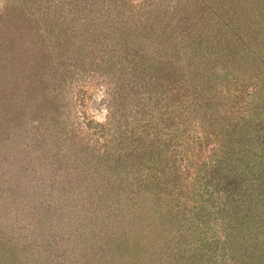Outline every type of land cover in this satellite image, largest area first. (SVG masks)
I'll return each instance as SVG.
<instances>
[{
    "label": "rangeland",
    "instance_id": "rangeland-1",
    "mask_svg": "<svg viewBox=\"0 0 264 264\" xmlns=\"http://www.w3.org/2000/svg\"><path fill=\"white\" fill-rule=\"evenodd\" d=\"M3 14H19L24 24L22 29H11V34L20 36L17 43L10 41V34L0 39V55L4 54L0 59V92L1 85L23 82L25 77L19 73L30 74V66H38V50L48 55L44 69L35 77L49 82L48 98L59 105L54 111L38 113L36 99L26 100L28 96L22 93L13 96L12 101H18L19 107L11 111L9 107L14 102L8 103L0 93V264H200L196 261L199 257H203L204 264H242L241 250L246 244H264V226L259 228L264 220L261 191L251 197L247 194L245 207L240 208H246L247 220L260 212L256 225L250 221L240 223L241 219L229 213L223 215L225 209L218 213L219 207L205 205L206 198L201 194L188 199L178 195L177 190L165 193L167 179L160 172L157 157L161 155L157 149L167 145L177 149V131L183 129L193 144L210 129V123L203 116L207 110L199 115L203 107H191L197 109L199 117L185 126L177 125L174 106L165 108L164 102L151 105L155 99L152 96L164 91L158 85L157 72L162 61L178 62L188 76L187 88L194 95L195 88L204 84V79L199 78L206 74L201 61L218 67L227 62L228 70L237 68L231 73L248 77V84L254 81L263 86L264 0H0V15ZM5 23L1 19L3 32ZM140 23L145 32L138 28ZM177 25L188 27L190 33L180 35ZM201 38L209 42L205 50L198 45ZM20 45L25 47L20 49ZM98 49L103 53L98 54ZM106 54L110 59L103 60L101 56ZM14 56L32 64L14 70ZM93 56L95 60L91 62ZM225 77V83L235 82L234 75ZM70 78L75 82L70 83ZM31 81L21 83L22 88ZM107 86L118 91L117 108L113 110L117 115L115 124L107 120ZM128 92L136 101L124 104L122 94L127 98ZM139 96L144 102L138 101ZM198 98L188 103L197 104L201 97ZM144 104L149 106L144 109L149 110L147 119L156 121L158 130H153L154 137L146 134L141 151L128 146L134 127L132 119L124 115L131 117ZM14 113L25 122L19 123ZM84 115L105 124L98 128L107 131L98 135L89 122L79 130ZM83 142L87 153L80 155L82 149L74 146ZM102 154L107 157H94ZM257 162L264 166V158ZM180 165L186 168L184 158ZM213 166L215 163L210 165ZM113 170L122 171L120 178H127L129 191L138 197L131 200L123 196L124 207L119 210L128 211L119 214L127 215L121 217L122 222L106 227L97 224L101 222L98 215L115 207L103 203L90 207L94 198L110 204L106 192L115 189L108 177H113ZM100 184L105 185L104 191L96 187ZM194 188L198 190L197 183ZM219 200L217 204L223 203ZM182 203L189 204L184 211ZM207 206L217 213L209 217ZM201 210L206 212L199 216L210 220L206 225L196 218ZM88 214L91 223L84 220ZM84 226L88 227L83 230ZM112 234L117 237L109 239ZM115 240L113 246H108ZM103 248H113L112 254L97 251Z\"/></svg>",
    "mask_w": 264,
    "mask_h": 264
},
{
    "label": "trees",
    "instance_id": "trees-1",
    "mask_svg": "<svg viewBox=\"0 0 264 264\" xmlns=\"http://www.w3.org/2000/svg\"><path fill=\"white\" fill-rule=\"evenodd\" d=\"M1 19H3V21L5 20L6 23L4 25V32L0 30V39H2V37L6 35L9 36L10 34L11 35L10 41H12V43H17L20 36L11 34L12 31L11 29L14 28L15 26L18 27V30L19 28L22 29V26L24 24L23 20L20 18L19 14L18 16L12 14L10 17H5V15L3 14L0 15V21ZM140 22H142V20ZM126 23L128 24L130 22L126 21ZM141 25L142 24L140 23L138 28L141 27L142 30H144L145 32L146 28L143 25L142 26ZM133 27L135 28V26H132V28ZM132 28L131 29L129 28L130 29L129 33L131 32ZM175 29L180 33V35L182 34L183 36L190 33L188 27L184 28L183 26L177 25ZM37 33L39 36H43L39 34L38 31ZM232 41L236 43L235 40ZM183 43H185V41ZM199 44L200 47L203 46V50H205L208 47L209 42H206L204 38H201L198 39V45ZM231 45H233L232 42ZM22 47H25V45H22ZM22 47L20 45V49H22ZM215 50H217V48ZM97 51L98 54L102 52V50L99 49ZM37 53L38 54L36 59H38V61L36 64L38 66L36 67L30 66L29 68V73L31 72L30 74H27V72L19 73L20 76L25 77V80L28 79L32 80L29 83V86L27 85L26 88L24 89L22 88L23 84L21 83L25 82V80H23V82L16 80L14 83H10V84L4 83L3 85H1L0 93H2L3 98L8 100V103L14 102V105L9 107L11 111H17L16 108L19 107V105H17L18 101H12L13 96L22 93L28 96L26 100L33 98L36 99L35 103L37 104L38 107L37 108L38 113H43L44 111L46 112L45 109L54 111L55 109L58 108L59 102H54V100L48 98L49 93L47 92L48 90L46 89H47V85H49V82L43 81V79L42 81L37 80L35 77V74L38 71L44 69L43 66L46 64L44 58L46 55H48L47 52L42 53L41 51L38 50ZM27 54L30 53L28 52ZM108 54H106L107 56H101V58H103V60L108 58L110 59V56ZM115 54L116 52L113 54V59H115L116 57ZM185 54L189 55V53H185ZM2 56H4V54L0 55V59ZM50 56L54 58V55H50ZM18 57L21 56L19 55ZM18 57L15 58L14 56L11 60V64L13 65L14 70L15 69L21 70L23 65H25L26 63H28L27 64L28 66L29 63L32 64V61L24 62L21 58L18 59ZM5 58H7V56H5ZM92 58L93 60L91 59L92 60L91 62H94L95 56H93ZM162 62L161 65L158 66L159 69L157 72L160 81L158 85H161L162 87L161 90L164 91L158 95L155 94L156 97L152 96L153 98H155L154 99L155 101L151 100L152 101L151 105L157 104L158 102L161 103L164 102L165 108L174 106L177 112L176 113L177 125L183 123L185 126L191 124L192 121L195 120V118L197 119V117H199L198 114H195L197 113L196 112L197 109L193 110L191 109V107L192 108L193 106H195L196 108L203 107L202 113L200 112L199 115L201 114L203 115L204 114L203 111L205 112L207 110L206 115L203 116H205L204 117L205 122L206 119H208L207 121L208 123H210L209 125L210 129L204 131L203 133L204 135L193 144L190 143V140L186 135V130L183 129L180 132L177 131V137H176L177 149L171 150L168 145L167 148L164 146L163 148H161V150L157 149V151L159 152V156L161 155L160 159L159 157H157V160L160 161V166H161L160 172L162 171L161 174L163 173L167 179L165 182L166 185H164L165 193L166 194L168 192L174 193L177 190L178 195H180L182 198H188V199H192L194 197V194H198V195L201 194L203 199L206 198L204 201L205 205L208 206L212 205L213 206L212 208H215L214 205L219 207L217 209L218 213L224 211L225 209L226 211L222 213L223 215L229 213L232 214L235 219H241L239 221L240 223L244 222L245 224L247 223V221H250V223L256 225L257 224L256 220L258 219L259 216L257 214H259L260 212L256 211V213H254V217L247 220V217L245 216L246 208L243 209V211L242 210L240 211V208L245 207L243 205L244 204L243 201L248 200L247 194L251 197V194L255 193L256 191H259V193L260 191L261 193H264V166L259 165L260 163L257 162L258 159L264 158V85L263 86L258 85L254 81H252L251 84H248V82L250 81L246 79L248 77L244 76L243 78H240L239 75L241 73L239 74L237 72L239 74L238 76L236 73H231L232 70L237 71V68H231L232 70L231 69L228 70L227 62L226 65L224 64V62H222V64H219L218 67L216 66L217 64L216 65L214 64L212 66V64L201 61V64L205 66L203 67V70L206 71V74L204 75V77H199L204 79V81H202L204 84L202 83L203 85L201 87L195 88V91L197 92L198 96L194 97L197 94L194 95L193 92H190L188 90L187 88L188 76L181 71L182 68L178 66L177 64L178 62H176L175 60L169 63L166 61L163 63ZM208 65L211 66L209 67V71L207 70ZM123 69L125 72V68H122V70ZM229 74H232L235 77V82L231 85L228 81L227 83H225L226 82L225 76H228ZM195 78H197L196 74H195ZM70 80H71L70 83L75 82V79L70 78ZM104 83L107 84L108 82H104ZM115 84H118V82L115 81ZM205 85L206 86L208 85L209 88L208 87L205 88L204 87ZM106 92L108 98H106V100L104 99V103L108 108L107 120H109L110 123L115 124L114 116L117 117V115H114L115 113L113 110L116 111L117 108L116 95L118 91L116 90V88L113 89L107 86ZM127 95L128 97L126 98L124 94H122L121 101L124 104L125 103L127 104L128 102L127 100H129V102L136 101L134 95H131L130 92H128ZM152 97L151 99H153ZM198 97H201L199 103L197 104L188 103L189 99H194L196 101V99H199ZM140 99L141 97L139 96L138 101H140ZM141 101L144 102V99H142ZM121 105L123 104L121 103ZM144 106L145 104L143 105V107L139 106L137 112L131 116L132 118L130 116H127V114L124 115L127 120L130 121L132 119L131 123L133 124L132 127H134L133 128L134 131L132 130V132L129 133L130 140L128 146L134 147V150L143 151L144 149L142 148L143 147L142 144L144 139L146 138V134H148L149 137L151 136L154 137L152 133L153 130L155 131L158 130L155 124L156 121L155 122L149 121V119H147L146 114L149 110H146L147 112H145L144 109H147L149 106L147 107L145 106L146 108ZM213 111L214 113H212ZM14 114L17 115L16 113ZM216 116H218V118H216ZM17 117H19L18 119L19 123L25 122V120L21 118L22 116H20L19 114L17 115ZM178 117H180V119ZM201 118L202 116L199 118V120ZM80 119H81V124L78 127L79 130L84 129L82 124L84 125L85 122H89L90 124H92V126H94L92 128H95V131L98 135L101 131L105 130L98 128L99 126L103 127L105 124L103 123L99 124V122H97L93 118H89L87 115H84ZM75 138H77L76 134H75ZM173 139L174 138H172L171 141ZM80 140L83 141L84 137H81ZM85 146L86 145H84L83 142L78 146H74V147L76 149H80V151L82 149L80 155H84L83 153H87V149L85 148ZM104 154H102L103 156H94V157L96 159L99 157H101L100 159H103L104 157H107L105 156L106 154L105 155ZM260 155L261 158H259ZM182 158H184V161H186V168L180 165ZM213 163H215V166L211 168L210 165ZM216 164H217V168H216ZM121 172L122 171L113 170L112 173H110L112 174L113 177L108 176L111 180H113L112 182L114 183V187H115V189L106 192L109 199L108 202L110 204L105 203L106 201H103V199L100 200L99 202L97 201V199L94 198L92 201L90 208H94L96 205H99L101 203H103V206L107 205L108 207H115L113 208V211L106 209L105 211L107 212L102 213V216L98 215V218L101 219V222L97 224H100L101 226L105 224L107 225L106 227H108L109 225L111 226L112 224L113 225L117 224V222L119 221L120 222L123 221V218L121 217L127 215L126 213L119 214V212L122 211V210L120 211L119 208L124 207L122 201L123 196L126 197L125 199H128L127 197H130L131 200H134L133 197H138V195L136 196L134 195L136 193L129 191L131 185L127 180V178L125 180L123 178H120ZM195 177L196 179L198 178L197 181H195L196 180ZM192 178L195 179L194 182ZM168 182L170 183L172 182V184L170 185L168 184ZM196 183L198 185L197 191L194 188V185ZM96 187L104 191L103 187H105V185L100 184L99 186ZM219 198L223 201V203L217 204L216 200L217 199L219 200ZM228 204H231L233 206L228 207ZM125 205L127 206L128 204L125 203ZM181 205H183L182 207L180 206L181 210L184 211L185 209H187L189 204L182 203ZM208 206L207 208H205L207 209V212L206 210L205 211L201 210L200 213L197 212V214H195L197 215L196 218L199 217V219H201L202 223L205 225L209 223L210 221L209 218H206L205 216L204 219L202 218L203 216L201 217L199 215L205 214L206 212L210 217L211 213H215V214L217 213L208 210ZM128 208H131V206H128ZM123 211H128V209H123ZM185 215L186 214H180V216L183 217H185ZM228 218L229 217L225 218L224 221H226ZM84 220L91 223L92 218H90V214H88V216H85ZM107 220L108 221L112 220L113 223L107 224L106 223ZM263 222L264 220H261L260 223L261 225L259 226V228L264 226ZM97 224L95 225L98 226ZM87 227L88 226H84L83 230ZM106 232L110 233V231H106ZM100 235H102V233ZM113 237L116 238L117 234H112V236L109 239ZM116 241L117 240L109 243L108 246H113V244ZM97 251L103 252V254L107 256L109 254H112L113 248L111 249L103 248V250L97 249ZM241 251L244 257L242 260V264L244 262H246L247 264H264L263 242L254 241L249 244H246V246H244ZM191 257L192 256H189L188 258L194 259ZM201 258L203 257H199L198 260L196 259L194 260L198 261L200 264H204L203 263L204 260H201ZM189 259H187V261ZM181 264L183 263L181 262Z\"/></svg>",
    "mask_w": 264,
    "mask_h": 264
}]
</instances>
